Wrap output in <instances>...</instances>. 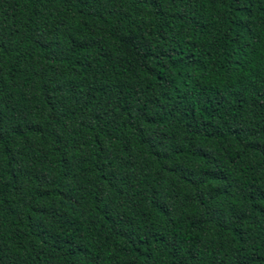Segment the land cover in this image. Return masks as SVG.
Returning a JSON list of instances; mask_svg holds the SVG:
<instances>
[{
    "label": "trees",
    "instance_id": "trees-1",
    "mask_svg": "<svg viewBox=\"0 0 264 264\" xmlns=\"http://www.w3.org/2000/svg\"><path fill=\"white\" fill-rule=\"evenodd\" d=\"M0 264H264V0H0Z\"/></svg>",
    "mask_w": 264,
    "mask_h": 264
}]
</instances>
